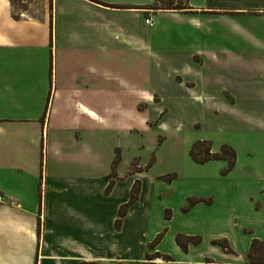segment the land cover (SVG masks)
I'll return each mask as SVG.
<instances>
[{
  "label": "crops",
  "instance_id": "0c3cea01",
  "mask_svg": "<svg viewBox=\"0 0 264 264\" xmlns=\"http://www.w3.org/2000/svg\"><path fill=\"white\" fill-rule=\"evenodd\" d=\"M95 1L46 0L39 17L33 16L31 7L23 8L17 17L11 0H0V194L4 199L0 203V264H163L149 259L147 252L134 259L126 246L127 228L138 217L143 200L142 181L138 200L129 207L120 230L115 223L121 207L131 199L135 180L121 198L117 174L118 180L107 192L113 169L105 176L101 193L98 184L99 93L115 91L117 38L113 25L99 23L98 17L100 12L134 14L142 16L143 23V12L133 5ZM187 1L191 7L187 12L154 10L153 28L159 15L189 19L192 25H198V17L204 14L251 15L264 23V0L213 5ZM121 40L128 52L145 50V40L129 35L117 41ZM240 160L236 152L231 169L227 160H215L226 164L220 170L221 179L237 180L236 184L189 196L182 212L202 207L209 219L257 220V226H242L250 235L249 254L254 239L264 242V165L240 168ZM190 199L202 201L189 206ZM164 211L165 219L170 216L166 220L171 221V209ZM179 234L202 240L189 243L187 252L176 242L175 257L158 251L161 242L154 247L156 252L170 256L172 264H203L202 259L215 258L205 254L194 258L193 250L204 238L192 233L175 236ZM216 238L221 239H211L212 245L222 248L214 243L226 240L232 251L222 250L225 255L216 258L220 264H244L232 258L236 252L228 236Z\"/></svg>",
  "mask_w": 264,
  "mask_h": 264
},
{
  "label": "rangeland",
  "instance_id": "374dc122",
  "mask_svg": "<svg viewBox=\"0 0 264 264\" xmlns=\"http://www.w3.org/2000/svg\"><path fill=\"white\" fill-rule=\"evenodd\" d=\"M110 1L133 5L143 12V23L142 16L134 14L100 12L98 17L99 23L113 25L117 36L115 91L99 93V190L101 193L105 176L113 167L110 180L121 178L120 198L133 179L142 181L145 187L138 217L132 218L127 228L126 246L131 257L138 259L147 252L153 261L172 264L156 252L154 242L151 249L148 244L163 233L158 251L175 257V235L192 233L204 238L193 250L194 258L204 254L215 257L202 259L203 264H220L216 258L223 257L224 250L210 240L221 239L216 238L221 235L232 242L237 253L232 255L234 261L250 263V235L242 226H257V220L209 219L204 217L202 207L189 214H184L182 208L189 196L230 189L237 182L219 176L224 162L197 164L192 159L191 149L201 159L207 157L209 144L195 146L198 141H209L212 153H221L223 146L239 152L240 168L264 165V23L251 15L222 18L204 14L198 17V25H192L189 19L159 15L153 28L145 22L153 19L156 11L152 8H178L188 1ZM189 1L213 5L226 0ZM11 2L17 17H21L23 8L30 7L33 16L39 17L46 0ZM128 35L145 40V50L128 52L122 40L117 41ZM232 156L228 154L230 160ZM165 208L173 213L171 221L165 219ZM255 257L264 259L263 255Z\"/></svg>",
  "mask_w": 264,
  "mask_h": 264
},
{
  "label": "trees",
  "instance_id": "16d2710c",
  "mask_svg": "<svg viewBox=\"0 0 264 264\" xmlns=\"http://www.w3.org/2000/svg\"><path fill=\"white\" fill-rule=\"evenodd\" d=\"M93 1L97 2L95 0H93ZM155 1H156V3L160 2V0H155ZM183 4H185V3H182V6L178 7V8H152V9H154V10H158V9L181 10V11H185V12H187L188 9H191V7H189L188 4L187 5L186 4L183 5ZM206 143L209 144V147L206 150L207 157L205 159H201L199 157V154L195 153V151L193 149H191L190 155H191V157H192V159L194 161H196L197 163H200V164H204V163H207V162L212 161V160H227L228 163H229V169H231L234 166L235 161H236V152L234 151V149H232L229 146H223L222 149H221V153H212V149L210 147L211 143L209 141H198L195 144V146H199L200 147L201 145L206 144ZM229 153H232V155H233L232 156L233 157L232 160H230V158L228 157ZM115 168L116 167H113V173H114V169ZM173 178L169 179L168 181H172ZM113 184H114V181L111 180L110 184H109V186L107 188V192L110 191V189H111ZM140 191H141V181L140 180H135L134 185H133L132 190H131V199L129 200V202H127L126 204H124L121 207L120 212H119V217L116 220L115 226H116L117 230H120L121 225H122V220H123L124 216L127 214V211L129 209V207H131L132 205H134L137 202ZM199 201H202V200L190 199L189 200V203H190L189 206H193L194 204H196ZM188 209L189 208L187 207V208L184 209V211H188ZM166 219L167 220L170 219V216L166 217ZM163 236H164V234L161 233V234H159L156 237V239L154 241L155 246L163 239ZM201 240L202 239L200 237H189V236H185V235H182V234H179L176 237V242L178 243V245L185 252H187V247H188L189 243L199 244L201 242ZM214 244L220 245L225 252H229V253L232 252L231 248L228 245V242L226 240L217 241ZM256 254H258L260 257L262 255L264 256V242H261L260 240L254 239L253 242H252V245H251L250 252L248 254V256L250 258V263L249 264H264V259L261 260V261L257 260L256 257H255ZM161 257H163L165 259V261H168V262L169 261H174L168 255H162Z\"/></svg>",
  "mask_w": 264,
  "mask_h": 264
},
{
  "label": "built area",
  "instance_id": "2783aa9c",
  "mask_svg": "<svg viewBox=\"0 0 264 264\" xmlns=\"http://www.w3.org/2000/svg\"><path fill=\"white\" fill-rule=\"evenodd\" d=\"M146 24L153 26L154 25V21L153 19H146ZM4 201L3 196L0 194V203H2Z\"/></svg>",
  "mask_w": 264,
  "mask_h": 264
},
{
  "label": "bare ground",
  "instance_id": "6f19581e",
  "mask_svg": "<svg viewBox=\"0 0 264 264\" xmlns=\"http://www.w3.org/2000/svg\"><path fill=\"white\" fill-rule=\"evenodd\" d=\"M156 263H164V261L158 259V260H155Z\"/></svg>",
  "mask_w": 264,
  "mask_h": 264
}]
</instances>
